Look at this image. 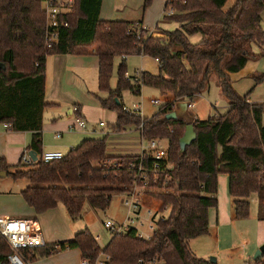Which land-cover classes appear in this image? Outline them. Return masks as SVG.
<instances>
[{"label": "trees", "instance_id": "1", "mask_svg": "<svg viewBox=\"0 0 264 264\" xmlns=\"http://www.w3.org/2000/svg\"><path fill=\"white\" fill-rule=\"evenodd\" d=\"M103 0H75L69 12L59 17V38L50 47L46 32V0H0V123H10L15 131H30L29 150L41 154L45 100L46 61L54 54H83L94 50L99 57L100 104L117 113L114 133L135 125L142 138L168 141L164 160L166 175L158 185L169 191L157 193L161 210L168 216L156 223L151 239H143L133 228L113 234L102 248L88 230L67 242L24 250L28 262L68 248H79L82 257L94 263L104 253L105 264H137L140 259H159V264H218L198 257L189 247L191 239L209 233V212L218 207V177L228 176L237 219L251 213V197L259 201V220L264 221V104L250 102L253 89L241 96L230 74L242 70L254 57L251 45L264 47V0H237L228 10V0H167L163 22H177L172 31L156 28L154 37L143 22L100 19ZM153 0H144L146 10ZM170 9L173 13L170 14ZM199 35L194 43L191 38ZM134 54L159 59V73L142 71L137 83L125 78L124 57ZM122 57L116 89L110 86L114 60ZM216 75L228 101V110L219 117L195 118L197 138L181 151L180 140L186 124L167 119L179 101L194 100L210 89ZM264 81V74L256 82ZM143 86L170 96L151 117L126 112L122 92L140 94ZM108 135L86 138L62 159L33 165L22 162L13 170L0 158V172L14 180L27 179L22 191L27 204L37 214L63 205L72 219L81 216L88 202L94 210H106L115 195L131 190L135 167L142 155H107ZM151 165L149 153L143 154ZM167 176V180L166 179ZM10 249L0 238V263L7 264ZM261 258L248 264H260Z\"/></svg>", "mask_w": 264, "mask_h": 264}, {"label": "rangeland", "instance_id": "2", "mask_svg": "<svg viewBox=\"0 0 264 264\" xmlns=\"http://www.w3.org/2000/svg\"><path fill=\"white\" fill-rule=\"evenodd\" d=\"M122 1H126L128 6L126 7V10L128 13H131L132 16L138 14L140 20L144 18V26L146 29L153 31L157 28V22L163 17L165 0H153L146 10L143 9L144 0ZM236 2L237 0H228L224 9L228 10ZM164 28L168 31H172L178 28V24L172 22L165 25ZM250 51L254 54V57L248 61L247 65L244 67L245 70L242 69L243 72L237 77V79H235L233 87L241 96L246 95L253 89V92L249 97L250 102L264 104V81L260 83L256 82V77L264 74V47L261 48L253 43L250 47ZM122 60V57H117L114 60L113 74L110 82L112 89L117 88L119 80V65ZM125 63L127 66V75L130 77L135 76L138 71H144V69L150 73H158V62L150 56L134 54L128 56ZM216 77V75L212 76L210 89L205 94L195 99L196 103L194 107L190 108V113L193 116L206 120L210 117H219L227 112L229 108L228 101L223 96L217 84L218 79ZM125 78L127 79L126 76ZM100 95L104 98L108 97L106 92H101ZM87 96L89 97V95ZM90 99H93V97L91 96L84 100L89 101ZM152 99H159L161 104H153ZM165 100V97L161 95L158 89L150 86H143L140 94H135L130 90H124L122 92V102L124 106L129 109L139 106L141 108L142 117H151L156 114L166 102ZM83 104L85 103L83 102ZM67 112L68 111L65 109L56 110L48 108L46 111V119L52 123L54 120L59 119L61 115L64 118H68L70 115H68ZM59 113L61 114L59 115ZM89 113L91 123H88V128L82 129V133L75 132L71 135L78 138V144L76 146L86 138H101L108 135L107 155L109 156L124 154L126 150L134 149V146H136V149L139 148L138 150H140L141 136L135 125L128 126L126 130L120 134L114 133L112 126L117 120V113L115 111L108 110L100 104L99 109L95 107L90 108ZM100 121L106 123L104 128L99 126ZM92 127H96V131H94ZM48 137L52 141H56L54 138V132H48ZM160 139L161 144L167 146L168 141L163 138ZM27 182L25 180H14L12 176L0 178V207L8 197H11L10 195L12 194H8L9 191L17 192V190ZM149 191H155L156 193L151 194L148 192V196L145 199V205L140 212V217L135 219L133 223V226L139 229L143 235H151L153 231V229H151V219L154 213L152 207L161 210V203L157 197V193L161 191H158L155 188H151ZM164 191L169 190L165 189ZM126 194L127 193H121L115 195L110 206L106 210H94L87 202L81 216L77 219L69 218V214L65 207L60 204L54 209L46 211L44 215L41 216L40 222L43 231L45 234L49 233L53 235L60 233L66 227H69L72 230H78V232L79 230L84 231L88 229L94 237L100 236L98 243L104 248L113 236L112 231L105 228L104 223L107 220L123 223L129 216H131L129 207L125 202L127 197ZM256 199L258 200V196L253 194L250 199L251 213L248 218L221 222L217 234L211 232V235L207 234L198 238L196 241L199 249L198 251H195V254L198 257L208 260H210L211 257H215L218 264L251 263L257 250L261 246L256 245L258 235L260 234V231H264L262 223L257 218L259 204ZM160 212L161 215L164 213V216L167 217L169 211L161 210ZM99 257L101 260L104 259L103 255H100ZM260 264H264V256H262Z\"/></svg>", "mask_w": 264, "mask_h": 264}, {"label": "crops", "instance_id": "3", "mask_svg": "<svg viewBox=\"0 0 264 264\" xmlns=\"http://www.w3.org/2000/svg\"><path fill=\"white\" fill-rule=\"evenodd\" d=\"M166 2L167 0H165L164 8ZM126 7H128L126 1L103 0L100 10V19L105 21H142L144 26V18L140 20L138 14L136 16H132L131 13L127 12ZM169 23L172 22H163L161 19L157 22V27L162 30H166L164 26ZM175 23L178 24V27L180 26L179 23ZM148 31L153 33L154 37L163 36V34L156 32V29L153 31ZM191 40L194 43H197L201 40V37L199 35H196L192 37ZM155 60L158 62L159 66V61L157 59ZM144 71L146 70L144 69ZM242 72L243 70H240L239 72L230 74V80L232 82V85H234L235 79H237V77L242 74ZM217 84L221 90L219 81H217ZM100 94L101 92L99 86V57L93 49L83 54H54L49 55L47 57L45 100L51 105L49 107H46V109L44 110L43 144L41 154L47 151H60L65 154L76 147V145L78 144V138L71 135H73V133L75 132L82 133L83 131L82 129H76L74 131H71L69 130V127L74 123L75 117L78 114L81 115L87 121V123H91V119L89 118V109L93 107L99 109L100 98H104ZM87 95H89V97ZM91 96L93 97V99H90L89 101L84 100L85 98H90ZM165 99V101H168L171 99V97L168 96L165 97ZM83 102L85 104H83ZM193 103L195 105V100ZM48 108H53L56 110L65 109L68 111L67 114L70 115V117L64 118L61 115L59 119H56L51 123L46 119V111L48 110ZM60 114L61 113H59V115ZM101 122L103 121L99 122V126H101ZM105 126L106 123L104 126H101V128H104ZM92 129L96 131V127H92ZM137 130L139 131L141 136L140 150H138L139 148L136 149V146H134V149L126 150L124 154H118L115 156H136L141 155L145 152L150 153V151H148V142L142 138L140 129L137 128ZM48 132H54V138L56 139V141H52L51 139H49ZM58 134H61L60 138L56 137ZM31 141L32 133L30 131H15L12 128L8 129L6 127V123H0V158L5 159L7 164L11 166L12 170L21 163L23 154L26 151H30L29 145ZM7 176L9 175L6 173V175L4 176L0 175V178H4ZM20 180H25L27 182V179ZM28 182L21 186L17 190V192H8V194L12 195H10L11 197H8V199H6L4 204L0 207V216H6L11 218H26L34 220L36 222V225L41 229V232L47 243L46 246L53 245L57 242H67L74 239L76 234L81 232L80 230L78 232V230H72L69 227H66L60 233H56L53 235L49 233H44L40 219L45 212L42 214H37L35 210L27 204L22 195V191L26 189L30 184H28ZM228 182L229 179L227 175L223 174L218 177V207L212 208L209 212V235H211V232L217 234L221 222L232 221L237 219L234 213L233 198L229 193ZM257 202L259 204L258 200ZM69 218L71 217L69 216ZM257 218L259 220L258 215ZM259 221L264 227V221ZM97 237H99L100 239V236ZM200 237L191 239L189 241V247L194 253L199 249L196 240H198V238ZM263 243L264 231H260L256 245L260 246ZM82 259V253L79 248H68L64 251H59L46 257H38L35 261L31 262V264H82Z\"/></svg>", "mask_w": 264, "mask_h": 264}, {"label": "built area", "instance_id": "4", "mask_svg": "<svg viewBox=\"0 0 264 264\" xmlns=\"http://www.w3.org/2000/svg\"><path fill=\"white\" fill-rule=\"evenodd\" d=\"M74 4L75 0H46L44 9L48 16V29L46 32V38L49 47L59 38V31L61 27L59 17L63 13L69 12ZM169 13L172 14L173 9H170ZM124 59L126 60L127 57L125 56ZM157 60L159 61V59ZM141 73L142 71H138L133 77L128 76L126 73L127 80L132 83H137L140 79ZM152 103L155 105H160L161 101L159 99H152ZM193 106L194 103L191 102L190 108ZM125 110L131 114L141 115V108L139 106H135L133 109L125 107ZM100 125L104 126L105 123L101 122ZM6 127L11 129L12 125L10 123H6ZM78 128H88L87 121L79 114L75 117V121L72 125H70L69 130L74 131ZM56 137L60 138L61 134H58ZM147 142L152 163L149 166L146 165L143 161L144 153L141 154V162L135 167V178L133 180V185L131 190L127 192V197L125 199L131 216H129L123 223L107 220L104 223V226L108 230L112 231V234H122L127 233L133 228L137 229L135 226H133V223L135 219L140 217V212L142 207L145 205V199L148 196V192H150L149 190H151V188H155L156 190L162 192L167 189L164 185L162 187L156 185H158L159 176L163 174L166 175V168L169 166L164 165V160H166L168 157V145L164 146L161 144L160 138H154ZM64 156L65 154L60 151H47L43 152L41 155H37V160L41 158L44 162H51L62 159ZM37 160H34L30 151H26L22 156L21 162L25 165H33ZM165 180H167V176ZM150 193L152 194L156 192L151 191ZM152 209L154 213L151 219V229L154 231L157 221L163 219L165 216L164 213H162V215L160 214V209L156 207H152ZM164 211H166V209ZM152 234L143 235V233L137 229V235L140 238L149 240L151 239ZM0 238H2L7 243L10 249V253L7 256V264H31L24 258L23 251L46 247L47 245L41 229L36 225V222L32 219L26 218L0 216ZM96 239L98 241L99 237H96ZM100 255H103L104 259L101 260L99 257L94 263H91L89 259L83 258L82 264H105L110 259V257L104 253H101ZM159 263V259L156 257L151 260L140 259L137 264Z\"/></svg>", "mask_w": 264, "mask_h": 264}, {"label": "water", "instance_id": "5", "mask_svg": "<svg viewBox=\"0 0 264 264\" xmlns=\"http://www.w3.org/2000/svg\"><path fill=\"white\" fill-rule=\"evenodd\" d=\"M5 68L4 64H0V68ZM190 100L185 101H179L175 105V110L169 113L166 117L167 119H181L186 124V130L183 135V137L180 140V147L181 151L185 152L186 147L190 145L193 141L197 138V133L194 129V116L190 113ZM30 153L33 155L34 160H37V153L30 151ZM0 175H6V172H0ZM264 256V243L259 247L257 250L254 260H256L259 257ZM210 261L213 263H217V259L215 257H211ZM2 264V263H0Z\"/></svg>", "mask_w": 264, "mask_h": 264}]
</instances>
